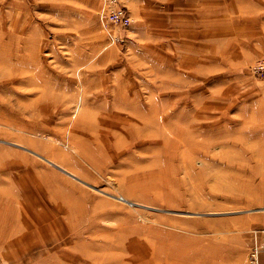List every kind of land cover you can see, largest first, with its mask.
Wrapping results in <instances>:
<instances>
[{
    "label": "rangeland",
    "instance_id": "1",
    "mask_svg": "<svg viewBox=\"0 0 264 264\" xmlns=\"http://www.w3.org/2000/svg\"><path fill=\"white\" fill-rule=\"evenodd\" d=\"M242 1L122 0L112 42L100 0H0L1 264H226L231 233L246 263L264 0Z\"/></svg>",
    "mask_w": 264,
    "mask_h": 264
},
{
    "label": "built area",
    "instance_id": "2",
    "mask_svg": "<svg viewBox=\"0 0 264 264\" xmlns=\"http://www.w3.org/2000/svg\"><path fill=\"white\" fill-rule=\"evenodd\" d=\"M126 9L122 0H100L98 16L112 42L121 40L123 29L130 25L131 16ZM253 69L264 72V56L255 61ZM261 252H264V222L250 228V243L245 264H261L259 261Z\"/></svg>",
    "mask_w": 264,
    "mask_h": 264
},
{
    "label": "crops",
    "instance_id": "3",
    "mask_svg": "<svg viewBox=\"0 0 264 264\" xmlns=\"http://www.w3.org/2000/svg\"><path fill=\"white\" fill-rule=\"evenodd\" d=\"M189 2L194 3V2H198V3H202V6L204 8H208L209 5H212L210 8L211 12H214V0H189ZM258 2V1H257ZM239 3L243 6H245L244 1L239 0ZM133 6H135V4L133 3ZM262 10H264L263 4H262ZM212 18H213V13H212ZM264 27V24H263ZM261 36V34L259 35ZM6 158H7V154H6V150L2 149L0 147V177L5 173V171L7 170V164H6ZM50 183L51 185L55 182H53V179H50ZM59 183V182H57ZM1 184V182H0ZM65 185L67 186V188H71L68 182L65 181ZM74 188V186H72ZM52 189V187H50ZM22 194V192H21ZM52 195L55 197L54 199L59 200L62 199L64 201V197H61L59 195H56L52 192ZM62 201V202H63ZM61 202V203H62ZM3 205V204H2ZM60 207V206H59ZM4 210H6V206L3 205L2 207L0 206V241L5 242V244H8V239H5L4 237L6 236V224H5V219H3V214L2 212H4ZM56 213V211H55ZM5 214V213H4ZM2 220H3V224H2ZM252 222H249L248 224H246V228L251 224ZM230 229H232V227H230ZM13 234V233H11ZM238 234H228V239H229V244H227V249L229 250V260L227 261L226 264H238L239 262V257L233 260L234 255H236V252L239 250V248H241V244L242 242L240 241V238L237 236ZM13 242L16 241V239H12ZM246 241L244 240V243ZM10 243V242H9ZM237 256V255H236ZM240 256V255H239ZM245 257V256H244ZM245 260V258H244ZM167 261V260H166ZM162 262V261H159ZM244 262V261H243ZM66 264H82L81 262H72V261H68ZM212 264H217L215 260L212 261Z\"/></svg>",
    "mask_w": 264,
    "mask_h": 264
},
{
    "label": "bare ground",
    "instance_id": "4",
    "mask_svg": "<svg viewBox=\"0 0 264 264\" xmlns=\"http://www.w3.org/2000/svg\"><path fill=\"white\" fill-rule=\"evenodd\" d=\"M176 132H177V133H182V132H183L184 134H186V131H184V130H180V129L176 130ZM185 139H186V137H185ZM189 140H190V139H189ZM192 141H194V140L191 139V142H192ZM194 144H195V143H194ZM191 147H193L192 143L190 144V148H191Z\"/></svg>",
    "mask_w": 264,
    "mask_h": 264
}]
</instances>
